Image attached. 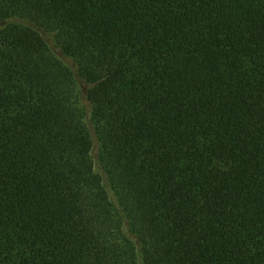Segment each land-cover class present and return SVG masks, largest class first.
Masks as SVG:
<instances>
[{
    "label": "trees",
    "instance_id": "1",
    "mask_svg": "<svg viewBox=\"0 0 264 264\" xmlns=\"http://www.w3.org/2000/svg\"><path fill=\"white\" fill-rule=\"evenodd\" d=\"M0 264H264V0H0Z\"/></svg>",
    "mask_w": 264,
    "mask_h": 264
},
{
    "label": "rangeland",
    "instance_id": "2",
    "mask_svg": "<svg viewBox=\"0 0 264 264\" xmlns=\"http://www.w3.org/2000/svg\"><path fill=\"white\" fill-rule=\"evenodd\" d=\"M51 43V46H52V49L56 52V54L59 56V57H62V55L60 54V52L58 50H56L54 47H53V44L52 42ZM68 63V62H67ZM96 153V152H95Z\"/></svg>",
    "mask_w": 264,
    "mask_h": 264
}]
</instances>
